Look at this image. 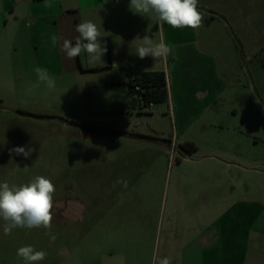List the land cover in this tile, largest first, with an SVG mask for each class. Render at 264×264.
I'll use <instances>...</instances> for the list:
<instances>
[{"label": "rangeland", "instance_id": "374dc122", "mask_svg": "<svg viewBox=\"0 0 264 264\" xmlns=\"http://www.w3.org/2000/svg\"><path fill=\"white\" fill-rule=\"evenodd\" d=\"M234 1L240 10L232 0L198 5L209 4L214 11L206 10L224 19L225 49L218 22L211 27L225 60V91L207 81L206 65L217 66L200 53L185 69L169 55L177 76L171 100L153 107L132 106L125 62L112 59L107 41H101L107 48L101 61L82 53L77 70L48 62L51 50L36 44L27 22L17 46L0 48V182L21 185L40 175L56 187L50 229L56 239L44 228L6 235L0 220V264H24L16 251L25 245L47 253L39 264H158L157 234L145 236L143 226L117 223L115 231L106 227V239L94 236V218L109 208L115 220L141 217L152 201L149 187L167 207L190 195L212 205L214 218L225 219V264H264V18L253 25L254 7ZM113 5L123 7L124 0ZM225 13L235 17L241 35ZM6 16L0 14V33ZM140 19L134 12L127 18L131 27ZM153 30L148 35L158 39ZM126 63L136 73L137 65ZM36 67L55 77V89L38 81ZM138 136L161 146L133 139ZM186 143L197 150L190 153ZM17 146L34 151L26 159L10 152Z\"/></svg>", "mask_w": 264, "mask_h": 264}, {"label": "crops", "instance_id": "0c3cea01", "mask_svg": "<svg viewBox=\"0 0 264 264\" xmlns=\"http://www.w3.org/2000/svg\"><path fill=\"white\" fill-rule=\"evenodd\" d=\"M248 1L254 7L253 25H259L262 21L258 22V20L264 18V0ZM129 4L130 0H124L125 6L123 7L113 5V0H0V14L8 16H6V26L0 33V48L4 44L15 46L21 28L27 22V25L30 24L32 27L31 32L35 36L36 44L40 42L43 48L51 50L50 57L46 58L48 62L60 63L67 69L77 70L80 64L79 57L74 60L67 59L61 50V44L63 39L72 40L74 43L78 36L75 26L83 20H91L101 26V41H107L111 45L113 60H119L121 63L129 62L131 65L136 64V74L163 72L168 89H170L177 76L176 72L174 73L170 68L169 57L155 61L151 56L140 59L135 54L139 41H134L132 35L138 34L137 37L143 38L144 34H148L154 27V34L158 36V39L153 38L154 41L162 40L173 49L170 54L173 65L177 64L181 69H185L200 53L206 61L215 63L217 66L214 71L210 70L209 64L206 65L208 70L212 71L208 74L207 81H210L213 89L218 87L220 91H225L227 87H225L223 73L225 72V60L219 54L220 52L215 50L216 42L212 38L211 27L212 24L218 22L220 46L225 49V23L221 16L209 12L214 11L212 6L207 3L203 4V10H201L205 13L203 24L199 29L193 30L191 28L175 29L167 24L159 26L155 21L141 14H138V17H142L138 25L131 27V22L127 20L128 15L133 12ZM231 5L240 10V5L238 6L234 0ZM230 15L225 13V17L233 23L234 27H237L235 17ZM235 29L241 35V28L238 26ZM47 31H50L48 36L47 34L36 36L38 32ZM53 34L59 38L56 46L51 43L50 37ZM37 59L39 60V57ZM153 64L156 67L149 69L148 66ZM170 100L169 93L167 102ZM133 139L161 146L156 140L147 139L145 136ZM147 190L151 191L152 201L143 205L141 217H135L134 221L115 220L112 214L113 209L109 208V211L103 213L102 217L94 218V236L98 239H106L109 235L106 227H109L110 231L112 229L115 231L113 227L117 223L121 226L128 224L143 226L142 232L145 236L157 234V253L160 251L161 258L167 257L170 264H214V261L216 264H225V219L214 218L213 207L208 201L199 199L196 202L195 196L192 197L189 194V201L175 200L167 207L163 197L156 196L153 187ZM99 209V207L94 209L97 215ZM81 218L85 222V217ZM99 251L101 256L105 254L102 249Z\"/></svg>", "mask_w": 264, "mask_h": 264}, {"label": "clouds", "instance_id": "9594fccd", "mask_svg": "<svg viewBox=\"0 0 264 264\" xmlns=\"http://www.w3.org/2000/svg\"><path fill=\"white\" fill-rule=\"evenodd\" d=\"M199 0H130L129 8L134 13L141 14L157 25H169L175 29L191 28L199 29L204 20L205 13L199 7ZM78 36L75 42L63 39L61 50L65 57L74 60L82 53H86L90 62L101 61L107 52L106 46L101 42V26L91 20H83L75 26ZM51 43L56 46L59 38L53 34ZM139 43L135 54L140 59L151 56L155 61L166 59L172 54L173 49L164 41H154L148 34L143 38L137 37L134 41ZM38 81L44 83L49 90L56 87V79L51 76L48 69L36 67L34 69ZM38 86V85H37ZM259 103V100H257ZM34 149L25 147H14L10 152L29 158ZM27 167V166H26ZM116 183L127 186V181L118 178ZM56 187L50 178L37 175L29 182L21 185H10L0 182V220L4 221L3 230L6 235L11 234L16 228H44L46 235L55 240L51 234L53 215L52 208ZM17 257L24 264H39L45 260L47 253L37 250L33 245L21 246L16 251ZM158 264H170L167 257L158 260Z\"/></svg>", "mask_w": 264, "mask_h": 264}, {"label": "trees", "instance_id": "16d2710c", "mask_svg": "<svg viewBox=\"0 0 264 264\" xmlns=\"http://www.w3.org/2000/svg\"><path fill=\"white\" fill-rule=\"evenodd\" d=\"M138 80L141 83L142 91L139 93L140 99L134 98V91L130 85V95L132 98V106L141 105L142 103L145 106L149 104L164 103L168 101L169 92L167 89L166 76L163 72H146L138 74ZM109 134L116 135L117 133ZM123 134V133H122ZM186 148L188 147L190 153H193L197 150L196 146L193 143H186Z\"/></svg>", "mask_w": 264, "mask_h": 264}, {"label": "built area", "instance_id": "2783aa9c", "mask_svg": "<svg viewBox=\"0 0 264 264\" xmlns=\"http://www.w3.org/2000/svg\"><path fill=\"white\" fill-rule=\"evenodd\" d=\"M122 66L124 67V69L126 70V73L130 79V86L133 89L135 95L134 98L135 99H140L139 97V93H141L142 91V87H141V83L138 80V74L134 73L132 69H130L129 64L128 63H123ZM167 82V80H166ZM167 89H168V84H167ZM169 91V90H168ZM153 103L149 104V107H153Z\"/></svg>", "mask_w": 264, "mask_h": 264}]
</instances>
